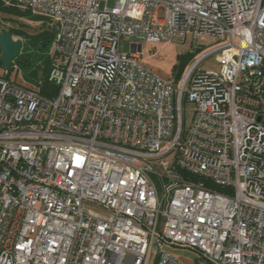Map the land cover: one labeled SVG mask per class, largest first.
Wrapping results in <instances>:
<instances>
[{"label": "built area", "instance_id": "built-area-1", "mask_svg": "<svg viewBox=\"0 0 264 264\" xmlns=\"http://www.w3.org/2000/svg\"><path fill=\"white\" fill-rule=\"evenodd\" d=\"M0 1L57 56L52 96L0 69V264H264V0ZM203 37L177 84L142 65Z\"/></svg>", "mask_w": 264, "mask_h": 264}, {"label": "trees", "instance_id": "trees-1", "mask_svg": "<svg viewBox=\"0 0 264 264\" xmlns=\"http://www.w3.org/2000/svg\"><path fill=\"white\" fill-rule=\"evenodd\" d=\"M1 15L19 16L24 18L27 17L33 22H44L46 27H42V29L40 31H37L35 34L27 33L13 27H10V29H2L1 26L0 32H7L12 37L16 35L23 38L19 55L11 61L8 71H11L14 66L17 67L20 77L24 82L39 86L40 94L42 96H52L55 93L56 88L48 83L47 75L51 67L56 64V59L54 57L52 58L47 51V48L54 34V28L50 26V21L45 17L33 15L28 10L19 9L12 5L6 6L0 1V16ZM1 21L9 22V19L0 17V22ZM201 51L202 50L200 48L197 51H189L186 54L179 56V62L176 66H174L172 70V77L174 78L176 84L180 81L187 68V65ZM176 172L185 180L202 182L205 185H210L208 181L200 177L192 176L187 174L186 172L178 170ZM217 189L220 190L219 188Z\"/></svg>", "mask_w": 264, "mask_h": 264}, {"label": "rangeland", "instance_id": "rangeland-1", "mask_svg": "<svg viewBox=\"0 0 264 264\" xmlns=\"http://www.w3.org/2000/svg\"><path fill=\"white\" fill-rule=\"evenodd\" d=\"M113 1H107V7L112 6ZM1 18H7L8 21H1L0 26L2 29H10V27L20 29L27 33L35 34L37 31H40L42 27H46L43 21L33 22L27 17H19V16H0ZM159 19L163 18V9H159L158 11ZM1 30V29H0ZM7 33V32H6ZM14 39L23 42V38L21 36H13ZM141 48V55H142V65L148 69L154 75L160 77L163 80H169L172 77V70L174 66H176L179 62L178 58L180 55L186 54L187 52L191 51V43L189 41L185 42L184 44H145L142 42L137 43ZM198 44L200 45L201 52L197 54V56L202 55L206 51L210 50L211 48L217 46L219 44L218 40L210 37H203L202 39L198 40ZM51 42L47 48L48 54L53 58H57L56 55L50 50ZM196 49L194 51H197ZM129 51V42L124 40L122 42V52L128 53ZM193 50L191 52H194ZM1 56V53H0ZM196 56V57H197ZM195 57V58H196ZM192 59L193 62L196 59ZM190 64V63H189ZM188 64V65H189ZM187 65V66H188ZM201 69L207 70H216L218 68V62L216 55H210L206 57L200 65ZM0 69H3L0 67ZM178 83V82H177ZM194 105L192 103H186L183 105V123L185 128L190 124V119L193 114ZM174 159V154L171 153L164 157V160L172 163ZM98 212L97 209H94ZM180 260L186 261V257L184 255H178ZM156 253L152 252L150 256L149 264H156Z\"/></svg>", "mask_w": 264, "mask_h": 264}, {"label": "water", "instance_id": "water-1", "mask_svg": "<svg viewBox=\"0 0 264 264\" xmlns=\"http://www.w3.org/2000/svg\"><path fill=\"white\" fill-rule=\"evenodd\" d=\"M20 47L21 41L6 32H0V64L3 69L10 67L11 61L19 55Z\"/></svg>", "mask_w": 264, "mask_h": 264}]
</instances>
